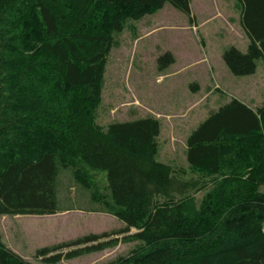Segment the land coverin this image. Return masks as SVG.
Wrapping results in <instances>:
<instances>
[{
  "label": "trees",
  "instance_id": "1",
  "mask_svg": "<svg viewBox=\"0 0 264 264\" xmlns=\"http://www.w3.org/2000/svg\"><path fill=\"white\" fill-rule=\"evenodd\" d=\"M231 1L249 46L223 60L234 76H253L264 61V0ZM167 4L191 18V0H0V217L73 210L59 204L70 169L98 206L89 212L125 225L40 249L43 264L131 242L110 264H264V107L232 100L209 116L186 141L188 169L157 160L159 120L96 123L116 35ZM174 63L171 53L159 59L161 70ZM97 172L107 174L103 194ZM0 264L32 263L0 232Z\"/></svg>",
  "mask_w": 264,
  "mask_h": 264
},
{
  "label": "rangeland",
  "instance_id": "2",
  "mask_svg": "<svg viewBox=\"0 0 264 264\" xmlns=\"http://www.w3.org/2000/svg\"><path fill=\"white\" fill-rule=\"evenodd\" d=\"M247 41L240 5L231 0H191V18L167 4L152 16L130 21L116 35L108 57L96 123L107 128L113 123L155 118L161 124L157 160L188 169L186 141L209 116L232 100L254 110L264 107V61L258 62L255 75L237 77L223 60L231 47L246 53ZM168 53L175 63L161 70L159 59ZM60 176V207L73 210L54 216L0 217L3 243L32 264H43L36 259L40 249L92 234L116 233L125 226L110 215L89 212L98 206L92 204L91 191L74 179L72 170H63ZM92 176L103 194L107 174ZM134 233L131 230L130 235ZM138 244L120 243L114 249L59 264H110Z\"/></svg>",
  "mask_w": 264,
  "mask_h": 264
},
{
  "label": "crops",
  "instance_id": "3",
  "mask_svg": "<svg viewBox=\"0 0 264 264\" xmlns=\"http://www.w3.org/2000/svg\"><path fill=\"white\" fill-rule=\"evenodd\" d=\"M248 46H249V41H247V49H248ZM245 104L246 106H248L249 108H251L252 110H254V108H252V106H249L248 104L246 103H243ZM202 124V123H201ZM125 227V226H124ZM124 229V228H123ZM11 249V248H10ZM13 251V250H12ZM101 253V252H100Z\"/></svg>",
  "mask_w": 264,
  "mask_h": 264
},
{
  "label": "bare ground",
  "instance_id": "4",
  "mask_svg": "<svg viewBox=\"0 0 264 264\" xmlns=\"http://www.w3.org/2000/svg\"><path fill=\"white\" fill-rule=\"evenodd\" d=\"M79 169V168H78Z\"/></svg>",
  "mask_w": 264,
  "mask_h": 264
}]
</instances>
